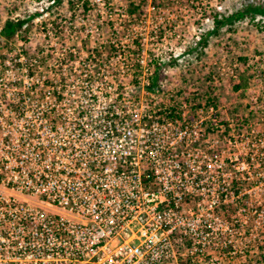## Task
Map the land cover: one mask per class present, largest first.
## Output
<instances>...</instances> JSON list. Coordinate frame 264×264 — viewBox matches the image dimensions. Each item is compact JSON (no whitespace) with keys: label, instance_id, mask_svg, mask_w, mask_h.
Segmentation results:
<instances>
[{"label":"built area","instance_id":"built-area-1","mask_svg":"<svg viewBox=\"0 0 264 264\" xmlns=\"http://www.w3.org/2000/svg\"><path fill=\"white\" fill-rule=\"evenodd\" d=\"M46 27L3 58L0 264H264V129L225 135L216 89L183 86L158 36Z\"/></svg>","mask_w":264,"mask_h":264},{"label":"rangeland","instance_id":"rangeland-1","mask_svg":"<svg viewBox=\"0 0 264 264\" xmlns=\"http://www.w3.org/2000/svg\"><path fill=\"white\" fill-rule=\"evenodd\" d=\"M83 1L63 0L52 5L53 0H0V31L7 20H29V16L37 15L13 41L0 39V79L11 80L17 68L5 65L3 58L22 52L38 55L42 41L49 39L44 34L46 26H63L67 32L59 38L80 39L87 35L126 41L138 37L149 42L158 36L163 40V54L182 52L176 79L183 86H203L199 84L202 78L210 82L206 84L209 88L216 89L224 106L225 135L232 134L229 125L233 119L248 118L256 124V131L264 129V17L249 15L207 37L214 30L215 18L249 7L264 8V0H85L90 12L82 8ZM132 3L138 7L133 17L129 12ZM203 38H208V46L197 59L190 50ZM2 84L0 81V89Z\"/></svg>","mask_w":264,"mask_h":264},{"label":"trees","instance_id":"trees-1","mask_svg":"<svg viewBox=\"0 0 264 264\" xmlns=\"http://www.w3.org/2000/svg\"><path fill=\"white\" fill-rule=\"evenodd\" d=\"M54 4L58 3L61 4L63 0H53ZM82 8H84L85 11L89 10V2H81ZM138 11V7L132 3L129 7L130 15L133 17ZM261 15L264 17V8L262 7H249L245 10H241L237 12L236 14H233L228 17H222V18H215L214 20V30L208 34L207 37L210 35H216L218 32L223 29L224 27H232L237 21H241L246 19L249 15ZM37 15L30 16L29 20H7L4 26L2 27L0 31V38H3L7 41H13L16 38V35L22 31L23 27L29 23L30 20H33L36 18ZM208 46V38H203L201 42L195 44V46L190 50V53L194 56H196L197 59L202 58L204 55L203 50ZM156 80V79H155ZM235 88L238 90L240 88L239 85L235 86Z\"/></svg>","mask_w":264,"mask_h":264}]
</instances>
